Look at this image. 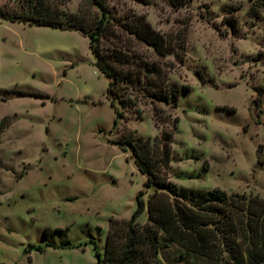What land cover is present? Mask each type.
Wrapping results in <instances>:
<instances>
[{
    "label": "rangeland",
    "instance_id": "rangeland-1",
    "mask_svg": "<svg viewBox=\"0 0 264 264\" xmlns=\"http://www.w3.org/2000/svg\"><path fill=\"white\" fill-rule=\"evenodd\" d=\"M105 1L111 35L159 65L154 80L178 90V105L132 93L135 106L119 107L113 127L108 80L84 36L0 19V264H96L109 220H128L144 190L115 142L130 134L153 142L175 119L169 182L264 199V0ZM144 25L163 38L164 55L131 37ZM145 192L144 202L153 189ZM160 236L162 264H233Z\"/></svg>",
    "mask_w": 264,
    "mask_h": 264
},
{
    "label": "trees",
    "instance_id": "trees-1",
    "mask_svg": "<svg viewBox=\"0 0 264 264\" xmlns=\"http://www.w3.org/2000/svg\"><path fill=\"white\" fill-rule=\"evenodd\" d=\"M18 1V8L0 6V19L36 27L73 29L87 39L95 68L108 80L106 96L115 114L113 127L123 117L119 107L125 110L135 106L132 93L152 103L177 107L178 90L165 89L154 80L161 76L159 65L144 61L131 50L129 39L116 33L111 35L114 20L105 0H83L78 13L62 9L68 0ZM131 37L136 43L153 47L157 55L167 52L163 38L145 25L133 28ZM177 122L175 119L172 130H163L153 142L131 134L115 142L123 152H130L135 167L145 177L144 190L136 195V208L128 220H109L102 255L94 245L96 264H162L158 257L161 234L184 251L204 258L233 264H264V199L227 194L219 189H188L164 177ZM150 188L153 193L144 202L145 190ZM145 211L147 222L141 224L138 218Z\"/></svg>",
    "mask_w": 264,
    "mask_h": 264
},
{
    "label": "crops",
    "instance_id": "crops-1",
    "mask_svg": "<svg viewBox=\"0 0 264 264\" xmlns=\"http://www.w3.org/2000/svg\"><path fill=\"white\" fill-rule=\"evenodd\" d=\"M27 25V24H26ZM98 71V70H97ZM99 72V71H98Z\"/></svg>",
    "mask_w": 264,
    "mask_h": 264
}]
</instances>
